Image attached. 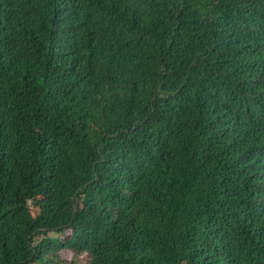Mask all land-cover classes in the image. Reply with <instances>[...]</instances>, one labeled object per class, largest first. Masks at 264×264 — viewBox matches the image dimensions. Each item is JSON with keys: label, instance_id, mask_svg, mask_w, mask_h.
Wrapping results in <instances>:
<instances>
[{"label": "trees", "instance_id": "obj_1", "mask_svg": "<svg viewBox=\"0 0 264 264\" xmlns=\"http://www.w3.org/2000/svg\"><path fill=\"white\" fill-rule=\"evenodd\" d=\"M0 264H264V0H0Z\"/></svg>", "mask_w": 264, "mask_h": 264}, {"label": "rangeland", "instance_id": "obj_2", "mask_svg": "<svg viewBox=\"0 0 264 264\" xmlns=\"http://www.w3.org/2000/svg\"><path fill=\"white\" fill-rule=\"evenodd\" d=\"M28 206H29V209H30V212L31 214L34 216L38 213V210H37V207L35 205V203L33 201H28L27 202ZM49 236H54L53 233H48ZM59 256L62 260H69L71 259V254L70 252L66 251V250H63V251H60L59 252Z\"/></svg>", "mask_w": 264, "mask_h": 264}]
</instances>
